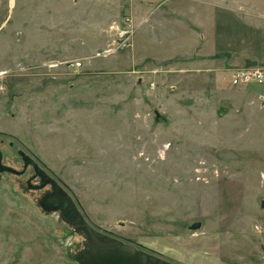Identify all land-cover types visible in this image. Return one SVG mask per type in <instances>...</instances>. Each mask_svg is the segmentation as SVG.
Here are the masks:
<instances>
[{
	"label": "rangeland",
	"instance_id": "1",
	"mask_svg": "<svg viewBox=\"0 0 264 264\" xmlns=\"http://www.w3.org/2000/svg\"><path fill=\"white\" fill-rule=\"evenodd\" d=\"M145 5L0 0L1 163L36 157L91 225L146 253L264 264V82L228 79L264 64V30ZM23 170L0 171V264H81L85 236Z\"/></svg>",
	"mask_w": 264,
	"mask_h": 264
},
{
	"label": "water",
	"instance_id": "2",
	"mask_svg": "<svg viewBox=\"0 0 264 264\" xmlns=\"http://www.w3.org/2000/svg\"><path fill=\"white\" fill-rule=\"evenodd\" d=\"M158 115V112H156V116ZM19 154L26 165L30 157L23 151H19ZM0 171L14 174L20 173L13 167L1 162ZM38 204L44 210L59 211L60 218L63 221L85 236V248L79 254L81 264H177L176 262L146 253L97 229L85 219L71 196L60 186L54 185V183H52V192L42 195L38 199ZM261 206H264L263 200ZM199 226L200 222H194L190 228L196 229Z\"/></svg>",
	"mask_w": 264,
	"mask_h": 264
},
{
	"label": "crops",
	"instance_id": "3",
	"mask_svg": "<svg viewBox=\"0 0 264 264\" xmlns=\"http://www.w3.org/2000/svg\"><path fill=\"white\" fill-rule=\"evenodd\" d=\"M147 5H145V9L154 10L157 9H168L173 11L174 13L185 17L188 23L196 25L190 19L186 17V13L181 10L185 4L195 3L198 4L199 7L208 9L210 13L215 11L216 7H220L223 9L229 10L232 17L239 19L238 21H247L249 23L254 22L255 25L264 30V0H145ZM178 5H181L178 7ZM179 11V12H176ZM216 13V12H215ZM227 15V16H228ZM234 15V16H233ZM251 20V21H249ZM251 23V25H247V29L251 30L255 27ZM259 42V41H258Z\"/></svg>",
	"mask_w": 264,
	"mask_h": 264
},
{
	"label": "flooded vegetation",
	"instance_id": "4",
	"mask_svg": "<svg viewBox=\"0 0 264 264\" xmlns=\"http://www.w3.org/2000/svg\"><path fill=\"white\" fill-rule=\"evenodd\" d=\"M19 151H22V150H18V154H19ZM25 154H27V153H25ZM27 155L30 157L29 160L27 161V164L25 165L23 160H22V162H23V169L27 166H30L32 169V173L30 174V176L26 182V185L29 188L44 189L43 193H42V195H44V194H48V193L52 192V183H54V185L60 186L69 196H71L69 190L63 184H61L53 174L49 173L48 170L45 168V166H43L36 157L31 156L29 154H27ZM0 162H1V157H0ZM23 169L18 170V171L20 173H22L24 171ZM31 180H35L34 183H32ZM42 182H43V184H41ZM45 187H47V188H45ZM72 200H73V198H72ZM73 201H75V200H73ZM75 204L77 206L76 202H75Z\"/></svg>",
	"mask_w": 264,
	"mask_h": 264
},
{
	"label": "built area",
	"instance_id": "5",
	"mask_svg": "<svg viewBox=\"0 0 264 264\" xmlns=\"http://www.w3.org/2000/svg\"><path fill=\"white\" fill-rule=\"evenodd\" d=\"M128 25V24H127ZM128 31L127 26L116 28L120 38L125 37ZM122 41V39H121ZM122 43H125L122 42ZM80 65V62H73ZM229 82L234 85L245 83H263L264 82V64L252 67H238L230 71L228 76Z\"/></svg>",
	"mask_w": 264,
	"mask_h": 264
}]
</instances>
